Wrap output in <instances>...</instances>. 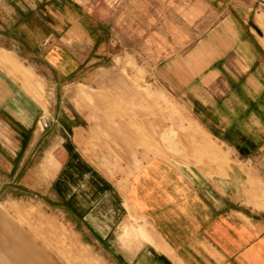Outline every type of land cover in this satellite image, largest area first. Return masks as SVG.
Returning <instances> with one entry per match:
<instances>
[{
    "label": "crops",
    "instance_id": "crops-1",
    "mask_svg": "<svg viewBox=\"0 0 264 264\" xmlns=\"http://www.w3.org/2000/svg\"><path fill=\"white\" fill-rule=\"evenodd\" d=\"M188 1L163 81L210 146L127 175L101 158L77 94L30 91L51 83L38 60L62 73L54 87L83 85L69 78L78 56L112 50L123 23L96 18L89 0L58 13L49 0H0V264H264V9Z\"/></svg>",
    "mask_w": 264,
    "mask_h": 264
},
{
    "label": "rangeland",
    "instance_id": "rangeland-1",
    "mask_svg": "<svg viewBox=\"0 0 264 264\" xmlns=\"http://www.w3.org/2000/svg\"><path fill=\"white\" fill-rule=\"evenodd\" d=\"M49 1L55 6L53 12L62 10L60 6L64 0ZM89 2L98 4L96 18L108 21L112 16L123 23L122 31H117L116 43L112 40L113 49L105 50V54L78 56L83 62V70L72 73L69 78L80 79L83 85L69 89L54 87L52 82L61 79L62 73L45 68L38 60L42 70L39 74L51 83L44 87L38 77L36 88L30 89L32 95L45 101L47 97L64 94L66 90L69 95L77 94L79 106L96 116L94 123L100 131L101 158L106 159L111 168L125 169L127 175L153 158L188 164L196 161L197 155L204 156V152L198 150L210 144L202 136L189 104L174 99L172 88L163 81L172 78L171 71L165 68L172 59L169 54L175 44L182 45L185 41V36L173 23L187 21L183 10L189 1ZM255 2L257 7L264 9L263 0ZM130 18L134 28L132 41L128 39L129 32L124 30V23ZM147 25L149 31L142 39L141 28ZM157 28L160 29L159 35ZM102 34V44L109 47L110 33L105 30ZM127 44L131 49H126Z\"/></svg>",
    "mask_w": 264,
    "mask_h": 264
}]
</instances>
